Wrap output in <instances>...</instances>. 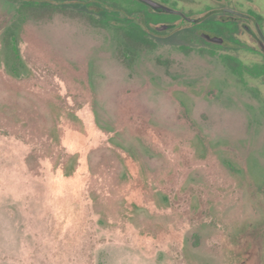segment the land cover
Masks as SVG:
<instances>
[{
	"label": "rangeland",
	"instance_id": "1",
	"mask_svg": "<svg viewBox=\"0 0 264 264\" xmlns=\"http://www.w3.org/2000/svg\"><path fill=\"white\" fill-rule=\"evenodd\" d=\"M113 3L0 0V264H264V56Z\"/></svg>",
	"mask_w": 264,
	"mask_h": 264
},
{
	"label": "flooded vegetation",
	"instance_id": "2",
	"mask_svg": "<svg viewBox=\"0 0 264 264\" xmlns=\"http://www.w3.org/2000/svg\"><path fill=\"white\" fill-rule=\"evenodd\" d=\"M112 1L114 3L110 6L103 5L106 8H104L106 16L124 21L125 25L131 28L135 25L136 29L143 31V28L148 27L161 34L193 27L199 39L210 45L219 46H226L225 41L229 38L233 42H241L238 39L240 37L236 38L235 35L244 34L249 36L257 47L254 44L250 46L255 47L254 49L264 56V28L260 16L251 10L247 12L238 10L237 7L226 4V0H210L214 4L205 7L202 0H182L179 7L166 5L164 3L166 0H153L160 5L158 9L141 0ZM117 2L120 6L122 4V7H118ZM210 29L217 30L211 34L213 31Z\"/></svg>",
	"mask_w": 264,
	"mask_h": 264
},
{
	"label": "water",
	"instance_id": "3",
	"mask_svg": "<svg viewBox=\"0 0 264 264\" xmlns=\"http://www.w3.org/2000/svg\"><path fill=\"white\" fill-rule=\"evenodd\" d=\"M141 1L156 9L160 7V5L153 0H141Z\"/></svg>",
	"mask_w": 264,
	"mask_h": 264
},
{
	"label": "trees",
	"instance_id": "4",
	"mask_svg": "<svg viewBox=\"0 0 264 264\" xmlns=\"http://www.w3.org/2000/svg\"><path fill=\"white\" fill-rule=\"evenodd\" d=\"M137 25V24H136ZM138 26V25H137ZM135 29L137 28L135 25L133 26Z\"/></svg>",
	"mask_w": 264,
	"mask_h": 264
}]
</instances>
